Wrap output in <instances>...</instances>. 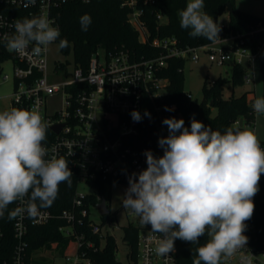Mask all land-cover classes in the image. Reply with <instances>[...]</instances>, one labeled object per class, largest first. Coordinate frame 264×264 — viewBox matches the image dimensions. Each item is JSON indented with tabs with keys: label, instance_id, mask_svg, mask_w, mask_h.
I'll return each instance as SVG.
<instances>
[{
	"label": "built area",
	"instance_id": "2783aa9c",
	"mask_svg": "<svg viewBox=\"0 0 264 264\" xmlns=\"http://www.w3.org/2000/svg\"><path fill=\"white\" fill-rule=\"evenodd\" d=\"M73 1L91 0H37L35 6L28 8L23 7L24 0H15V3L12 0H0V56H2L0 75L2 62L9 57L14 59L12 99L7 108L0 107V112L12 108L39 112L47 124L46 140L42 142V146L47 150L46 159L64 157L68 161V166L77 172L78 184L84 181L92 187L100 176H105L114 183L125 185L126 192L129 177L136 173L138 179V174L147 168L145 152L151 151L157 158L163 155V148L159 146L158 141L169 135L168 127L163 124V120L166 118L184 120L177 103H167L164 98L169 80L160 73L168 66L169 60L180 58L197 62L200 58L199 51L206 49L210 52V59L218 65L231 62L233 65L247 66L245 79L249 82V70L254 71V64L264 49V20L257 30L262 37L256 51L245 46V39L240 33H230L226 36L220 34V40L214 43L195 47L184 46L174 35L151 36L152 33L144 18L146 16L144 7L138 4L141 1L147 4L152 0H124L122 6L129 8L130 26L138 33L142 43L158 48L160 50L158 54L137 59L124 48L114 51L99 48L92 53L86 69L76 66L64 67L61 64L62 60L57 61L54 70H50V45L39 57L20 55L7 50L6 41L2 37L15 34V29L11 25L16 20L44 15L52 20L54 26L61 32V8ZM157 19L161 23L167 21L160 13L157 14ZM250 33L253 34L255 31ZM239 38L240 41L236 42ZM32 46L29 45V52ZM99 50H103L104 54L101 55ZM62 72L66 73L65 78L59 75ZM3 78L6 80L9 76L5 75ZM186 94L188 99H193L190 92ZM55 98L61 99L60 108L51 107V101ZM248 102L252 105L254 100L248 98ZM147 103L152 106L158 120L149 145L136 147V137H139L141 131L140 121H134L131 113L133 110L141 113ZM253 113L256 117L254 110ZM254 121L255 119L247 121L245 117H239L233 126L244 130L246 126L252 127ZM184 126L189 128L185 120ZM259 143L264 149V141L259 140ZM89 193L87 191L78 193L76 189L72 207L59 213L42 208L39 215L34 218H29L25 212L13 219L12 228L16 244L12 257L4 260V264H30L27 260V235L30 226L46 225L54 218L65 221L59 225L58 230L70 240L64 253H60L56 247L52 249L56 253L52 259L53 264L61 258L64 259V264H95L90 252L102 247L110 234L104 235V224L92 218V206L97 204L88 203V206H85ZM258 194L262 196L264 202V173L260 177ZM28 198L26 196L25 201ZM97 199L98 202L102 200L99 194ZM17 207H25V204L17 200L13 210ZM85 218L93 219L88 225L92 234L100 236L99 245L94 239L88 238L86 232L80 231L86 222ZM2 219L3 217L0 218V253L4 238ZM245 224L244 235L249 238L246 247L256 257L254 264H264V237L260 235L254 223L247 220ZM150 231V225L142 231L139 228L138 264H176L175 241L173 252L166 257L157 256L154 250L155 237L156 235L162 237V234ZM35 251L32 257H35ZM226 264H239V253Z\"/></svg>",
	"mask_w": 264,
	"mask_h": 264
},
{
	"label": "clouds",
	"instance_id": "9594fccd",
	"mask_svg": "<svg viewBox=\"0 0 264 264\" xmlns=\"http://www.w3.org/2000/svg\"><path fill=\"white\" fill-rule=\"evenodd\" d=\"M36 3L24 0L23 7ZM203 9L204 0H189L179 12L180 26L190 30V38L203 37L214 43L220 40L221 27ZM90 24V15L84 14L81 31L86 32ZM11 26L15 34L2 39L9 52L20 55L39 57L60 37L59 28L44 15L18 19ZM67 46L66 39L59 40V48ZM252 108L264 114V97H257ZM144 115L150 118L147 111ZM131 116L134 121L141 120L138 111L133 110ZM163 124L169 131L158 141L163 155L157 158L151 151L145 152L147 168L138 179L136 173L129 177L123 207L143 225H150L151 233L162 234L155 237L157 256L173 252L176 239L198 244L207 233L210 239L196 249L193 264H226L237 253L239 264H254L256 257L246 247L249 238L244 232L264 173V149L257 135L239 127H229L221 134L195 118L190 130L183 119L166 118ZM46 130L47 124L37 111L12 108L0 112V218L17 200L25 207L9 212L8 219L25 212L34 218L40 209L53 204L60 184L71 185L68 161L64 157L45 158L47 150L42 142Z\"/></svg>",
	"mask_w": 264,
	"mask_h": 264
},
{
	"label": "trees",
	"instance_id": "16d2710c",
	"mask_svg": "<svg viewBox=\"0 0 264 264\" xmlns=\"http://www.w3.org/2000/svg\"><path fill=\"white\" fill-rule=\"evenodd\" d=\"M124 0H91L89 2L73 1L66 3L61 8V32L57 40L66 39L68 46L62 48V52L67 57L61 62L64 67L76 66L86 69L89 65L92 53L99 48L114 51L115 49H127L132 57L137 59L142 57H152L160 51L158 48L150 44H144L140 41L138 33L130 26L128 21L129 8L123 7ZM233 5L234 13L229 12L228 22L221 27L219 33L229 35L230 33H240L245 39V46L256 51L259 40L262 37L257 31L263 17L254 13L237 9L235 0H204V9L202 11L211 15L217 24L221 14L226 12L227 3ZM188 0H152L147 4L142 1L139 6L144 7L145 19L147 21L151 36H176L184 46H198L210 43V41L199 38H190L189 31L181 28L179 12L186 8ZM162 14L167 20L161 23L157 19V14ZM88 14L91 17V24L88 30L81 31L80 18ZM251 31L255 33L251 34ZM240 38L236 40L239 42ZM2 56H0V62ZM186 61L180 58H172L169 60L168 66L162 70L160 75L168 78L167 92L164 95L167 103H177L180 112L183 115L187 125L191 126L192 118L202 122L206 127L218 130L223 134L229 127H234V121L239 117H245L247 121L255 119L252 105L248 102V94L246 91L239 96L232 95L228 98L224 97V83L227 78L219 77L209 83L206 81L204 85V99H188L187 91L184 90V67ZM259 67L264 78V49L260 53ZM247 67L241 64L233 65L232 76L229 79L233 87L245 83V75ZM212 107L216 108L215 114L211 111ZM150 113V118L145 116V112ZM140 134L136 137V147L149 145L152 138V131L156 127L157 117L150 104H146L140 113ZM235 128V127H234ZM70 168V167H69ZM72 172V183L67 185L62 183L59 185L58 196L48 209L53 213H59L64 209L72 207L73 198L78 187V174ZM114 183L112 179L100 176L97 182L92 184L93 191L88 194L85 206L88 203L96 205L98 202L97 195L101 199H105L107 203L110 199V184ZM15 203V202H14ZM9 204L4 213L1 226L4 230L3 247L0 253V264H4V260L12 257L13 249L16 244V237L12 228V220L8 219L9 212L13 211V205ZM38 203V202H37ZM254 213L248 220L256 225L259 233L264 237V202L262 196L256 194L253 197ZM109 205V203H108ZM104 221L110 219V215L102 216ZM93 219L85 218V224L80 231L86 232L88 238L94 239L97 245L100 244V236L92 234L88 222ZM65 221L62 219H52L48 224L42 226H30L27 241V260L30 264H42V259L32 257L33 252L41 247L53 249L56 247L60 253H64L70 238L65 237L58 230L60 224ZM105 222L101 223L104 224ZM138 235L139 228L134 225H128L124 228V240L130 248L128 253L131 262L129 264H138ZM210 239L207 233L199 238L198 244H192L180 239L175 240L176 245V264H193V260L197 258L196 249L206 243ZM114 237L108 235L102 247L96 251H91L90 256L95 264H124L117 260L116 244Z\"/></svg>",
	"mask_w": 264,
	"mask_h": 264
},
{
	"label": "rangeland",
	"instance_id": "374dc122",
	"mask_svg": "<svg viewBox=\"0 0 264 264\" xmlns=\"http://www.w3.org/2000/svg\"><path fill=\"white\" fill-rule=\"evenodd\" d=\"M189 2V0H188ZM235 6L237 9L254 13L259 16L264 17V0H235ZM229 11L227 10L219 16L218 22L220 26L225 25L228 22ZM58 43L53 42L49 47V63L50 70H54L57 65V61L65 60L66 58L71 59L63 54L61 48L58 47ZM100 54L103 55V50H99ZM209 51L206 49H201L199 51L200 58L197 62L186 60L184 67V90L190 92L194 99L199 101L204 99V85L207 81H214L219 77L227 78V81L224 83V97L228 98L232 95L239 96L242 93L248 91V98L255 100L257 97H264V78L262 71L259 67V59L256 60L253 69L250 71V80L249 82L245 81L242 85H237L233 87L230 83V78L233 72V63H225L224 65H218L216 62L212 61L209 57ZM1 64V75H0V107L5 109L10 104V99L12 96L14 81V59L9 57L5 59ZM247 67V66H246ZM8 75V79L3 77ZM62 78H65L66 73L62 72L59 74ZM51 107L53 109L60 108L62 103L61 99L55 98L51 101ZM211 111L215 114L216 108L212 107ZM245 129H250L255 132L258 137V140L264 141V114H257L255 117L254 124L252 127H245ZM110 199H109V209H110V219H103L96 206H92V218L98 223H104L103 234L107 233L114 237L116 244V257L117 260L121 261L124 264H129L131 259L128 255L130 248L124 240V228L128 225H134L140 230L146 228L140 222V218L136 216L130 209H125L122 204V199L124 197L125 185L122 183L115 182L110 185ZM91 192L92 187L80 181L77 187V192ZM104 242V241H103ZM35 257L42 259L43 264H53V257L56 253L46 246L41 247L35 251ZM64 259H59L56 264H64Z\"/></svg>",
	"mask_w": 264,
	"mask_h": 264
},
{
	"label": "water",
	"instance_id": "95a60500",
	"mask_svg": "<svg viewBox=\"0 0 264 264\" xmlns=\"http://www.w3.org/2000/svg\"><path fill=\"white\" fill-rule=\"evenodd\" d=\"M227 9L229 12H232V14L234 13L233 5L230 2L227 3ZM96 207L101 215H107L110 212L109 205L105 199L98 202Z\"/></svg>",
	"mask_w": 264,
	"mask_h": 264
},
{
	"label": "crops",
	"instance_id": "0c3cea01",
	"mask_svg": "<svg viewBox=\"0 0 264 264\" xmlns=\"http://www.w3.org/2000/svg\"><path fill=\"white\" fill-rule=\"evenodd\" d=\"M229 18V17H228ZM264 18V17H263Z\"/></svg>",
	"mask_w": 264,
	"mask_h": 264
}]
</instances>
